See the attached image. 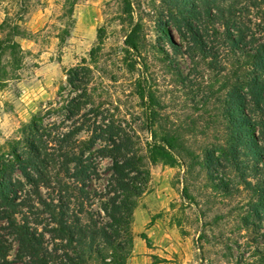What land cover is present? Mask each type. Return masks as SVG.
Wrapping results in <instances>:
<instances>
[{
	"label": "rangeland",
	"instance_id": "374dc122",
	"mask_svg": "<svg viewBox=\"0 0 264 264\" xmlns=\"http://www.w3.org/2000/svg\"><path fill=\"white\" fill-rule=\"evenodd\" d=\"M187 20L161 0H129V6L125 0H0V158L12 160L10 144L21 141L26 127L35 123L43 136L38 145L50 156L51 184L41 187L40 197L50 201L58 197L59 182L74 185L62 169L61 156L67 145L62 142L70 141L76 129L82 131L73 141L87 142L110 128L130 138L140 156H147L148 145L162 137L177 139L201 155L220 136L222 84L207 66L195 67L180 35H188L191 25L218 49L213 31L223 30L198 16ZM133 27L139 29L141 55L126 47ZM162 29L181 54L163 42ZM224 68L230 69L227 62ZM186 78L190 82L184 86ZM139 81L154 95L155 121L147 120L139 102ZM104 146L99 140L87 156L96 173L86 184L90 198L83 204V225L90 217L99 226L109 224L104 205L112 163L99 154ZM184 161L148 167L150 179L136 201L131 238L122 240L127 264H147L139 263L141 258L148 264H264V225L243 228V219H253L243 188L227 198L215 190L197 160L192 168L191 160ZM15 180L23 184L20 197L33 207L21 212L30 213L32 229L53 249L48 217L41 213L34 188L20 170ZM70 202L72 211H78L75 198ZM0 241L9 249L0 264H32L19 257L16 238L2 221Z\"/></svg>",
	"mask_w": 264,
	"mask_h": 264
},
{
	"label": "trees",
	"instance_id": "16d2710c",
	"mask_svg": "<svg viewBox=\"0 0 264 264\" xmlns=\"http://www.w3.org/2000/svg\"><path fill=\"white\" fill-rule=\"evenodd\" d=\"M161 1L175 10L180 20L189 23L188 18L198 16L199 20L203 18L207 24L223 30L213 31L214 40L220 44L218 49L211 48L206 38L191 25L185 30L188 35H180L188 44L186 55L195 67L207 66L222 84L220 136L215 137L213 145L204 147L201 155L193 153L187 144L177 139L162 137L148 145L147 156H140L134 152L135 143L130 138L119 137L110 128L95 132L87 142L73 141L82 131L76 129L70 141L62 142L67 145L61 156L62 169L75 181L74 185L59 182L57 199L46 201L40 197V189L51 184L48 177L50 156L38 145L43 138L41 130L35 123L29 124L23 131L24 138L10 144L8 157L12 160L0 158V221L7 224L16 238L19 257L29 258L32 264H93L97 261L127 264L126 244L122 240L131 238L136 201L143 197V186L150 179L148 167L159 162L173 165L187 159L191 160L188 168H192L193 161L197 160L218 193L228 198L243 188L242 195H248L253 219H243V228L264 225V0ZM125 4L129 6V0H125ZM251 17L256 21H251ZM138 31L133 27L126 42L129 52L135 55H141ZM162 33L165 34L163 42L169 43L175 55L181 54V48L168 40L163 29ZM225 62L230 69L224 68ZM188 82L190 79H182V85ZM137 96L147 120L155 121L158 116L154 109L155 98L142 81L138 82ZM99 140L105 144L99 154L112 163V185L104 205L109 224L99 226L90 217L89 223L83 225L80 218L83 204L90 198L86 184L96 173L87 156ZM178 151L184 160L179 159ZM17 170L34 188L41 213L48 217L46 232L54 244L53 249H49L43 234L32 229L30 213L21 212L33 210V207L28 204L29 199L19 195L23 184L15 180ZM216 175H221L222 179L217 180ZM230 181H233L231 186L227 184ZM216 182L219 183L215 185ZM70 198L78 202V211H72ZM8 256L9 249L0 241V260L6 262Z\"/></svg>",
	"mask_w": 264,
	"mask_h": 264
},
{
	"label": "crops",
	"instance_id": "0c3cea01",
	"mask_svg": "<svg viewBox=\"0 0 264 264\" xmlns=\"http://www.w3.org/2000/svg\"><path fill=\"white\" fill-rule=\"evenodd\" d=\"M142 261L143 262H147V264H148V259L147 258H141L140 261H139V263H141Z\"/></svg>",
	"mask_w": 264,
	"mask_h": 264
}]
</instances>
